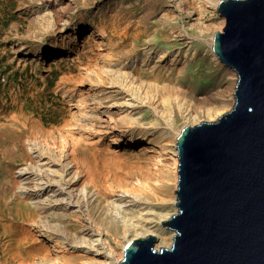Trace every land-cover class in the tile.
I'll list each match as a JSON object with an SVG mask.
<instances>
[{"label":"rangeland","instance_id":"1","mask_svg":"<svg viewBox=\"0 0 264 264\" xmlns=\"http://www.w3.org/2000/svg\"><path fill=\"white\" fill-rule=\"evenodd\" d=\"M220 1L0 0V264H102L99 245L119 261L127 230L169 205L175 137L232 108L235 77L210 50ZM54 181L68 204L44 240V220L14 205ZM114 211L116 234L103 224Z\"/></svg>","mask_w":264,"mask_h":264},{"label":"water","instance_id":"2","mask_svg":"<svg viewBox=\"0 0 264 264\" xmlns=\"http://www.w3.org/2000/svg\"><path fill=\"white\" fill-rule=\"evenodd\" d=\"M210 50L236 72L232 108L176 136L168 248L148 235L117 264H264V0H223Z\"/></svg>","mask_w":264,"mask_h":264},{"label":"bare ground","instance_id":"3","mask_svg":"<svg viewBox=\"0 0 264 264\" xmlns=\"http://www.w3.org/2000/svg\"><path fill=\"white\" fill-rule=\"evenodd\" d=\"M212 5H213V7H217L218 3L215 2ZM95 33H96V30L92 29L91 34L93 35ZM211 40H212V38H211ZM210 46H211V44H210ZM156 57L161 60L163 55L161 53H159V54H156ZM213 58L215 61H218L215 56ZM219 64H221V63L219 62ZM222 66L224 68L228 69V71L233 74V76L235 77V81H236V72L234 70L228 68V67H225L224 65H222ZM131 99L132 100H127L122 104L121 109H123L124 112H127V111L130 112L132 110V107L135 103V101H134L135 97L132 96ZM233 102H234V96L232 94V105H233ZM127 117H129V116H126V118ZM129 141H131V143L134 145H138V144L142 143L143 138L141 136L133 137L130 135ZM115 143H116L115 141L112 142V144H115ZM175 151H176V149H175ZM175 156H176V152H175ZM51 162L49 161V164ZM57 162H59V161H57ZM47 164H48V162H47ZM173 165H174V171L173 172H174V180H175L173 187H174V191H176L177 162H175ZM53 166L57 167V165H53ZM59 167H60L59 169H60L61 173L65 174L64 173L65 167L61 164L59 165ZM65 177H66V174H65ZM65 177H63V176L60 177V179L64 182V184L66 183ZM141 178H143V177L142 176L138 177V175H134V174H125L124 178H123V183L126 185L129 182V180H132V179L138 180ZM145 183L138 185L139 188L143 189V186L145 185ZM67 184L68 183H66L65 185H67ZM166 190H168V189L166 188ZM54 192L58 193L60 200L58 203L50 205L51 202H50L49 198H51V195H49V193L53 194ZM82 194H83V191H82ZM66 196H67V193H65L63 186L58 184V182L54 181V184L49 186L48 191L46 193H44L43 195H41V194H33V195L28 194V195H26L28 202L27 201L26 202H18L17 204L14 205V207L17 210V214H19V215H20V213L21 214L26 213V215L29 218L30 217H39V218L43 219L44 221L40 222L39 228L36 230L35 233L37 235H39L40 237H43L44 240H50V238H47V236L49 235L48 232H51L50 225L48 224V219L50 220V216L52 215V213L60 214V212L63 213L66 210V207L68 204V202H65ZM120 196L122 197V195H120ZM113 203L117 207H121V205L119 204V201L117 199H114ZM175 203H176V197L174 196V198L170 201L169 205H166V204L161 205L162 209H160V211L156 212L154 214V216H152L151 220L147 219L146 223H143V221H142L141 222L142 224L140 226H138L133 232L127 230L126 237H123L121 239L123 245H125L128 242H131L132 240L144 238L148 235L156 236L159 238V241H157L155 243V246H154L155 249L161 248V245L169 244L175 233L173 230L166 228L162 223L166 222L170 218V216L173 215L172 211H173L174 207L176 209ZM76 204H77L76 209L78 210V208H80V203L77 202ZM0 210H2V209H0ZM140 213L144 214L143 211H140ZM149 214L150 213H148V215ZM144 220H145V218H144ZM18 223H20V225L25 223L24 218H21ZM122 223H123L122 220L119 219V217H118L117 211H114L113 213L110 212L109 220L103 222L104 225H107L108 231H110L114 234H116L118 232L117 224H122ZM97 248H98V250L94 249V250H90V252L95 254V255H98L99 257H103L105 262H103L102 264H117L118 260L117 261L115 260V262L112 263V260H113L112 255L108 251L104 250L102 248V246L99 245V246H97ZM67 258H68L67 261H65L61 258H59L58 261H62L63 264H68L66 262L75 261L77 259L73 256H68ZM31 264H44V261H40V260L34 261V262H31Z\"/></svg>","mask_w":264,"mask_h":264}]
</instances>
